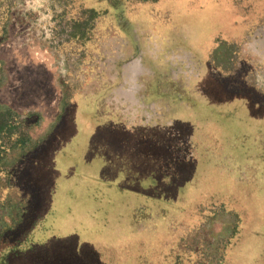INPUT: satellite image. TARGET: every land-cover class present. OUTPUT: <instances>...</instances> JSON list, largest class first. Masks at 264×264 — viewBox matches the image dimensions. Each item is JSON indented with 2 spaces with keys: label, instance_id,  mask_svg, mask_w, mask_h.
Segmentation results:
<instances>
[{
  "label": "rangeland",
  "instance_id": "rangeland-1",
  "mask_svg": "<svg viewBox=\"0 0 264 264\" xmlns=\"http://www.w3.org/2000/svg\"><path fill=\"white\" fill-rule=\"evenodd\" d=\"M10 6L0 103L60 120L0 264H264V0Z\"/></svg>",
  "mask_w": 264,
  "mask_h": 264
},
{
  "label": "trees",
  "instance_id": "trees-1",
  "mask_svg": "<svg viewBox=\"0 0 264 264\" xmlns=\"http://www.w3.org/2000/svg\"><path fill=\"white\" fill-rule=\"evenodd\" d=\"M156 1L158 0H154V2ZM11 7H6L4 12H0V46L7 43L10 39V27L14 19ZM91 13L95 12L92 11ZM78 25L73 29L74 32L71 33V39L85 38L84 25ZM5 80V63L0 59V88L5 84ZM59 120L60 117L52 124L45 137L36 140L34 134L42 126V114L38 112L21 114L10 107L0 104V243L7 235L16 232L24 225L27 208L30 207V200L24 197L19 199L13 193L14 177L19 169L18 167L35 150L44 145ZM6 219L10 220V222H5ZM237 233L238 228L234 231L233 238L236 237ZM223 259L218 264H223Z\"/></svg>",
  "mask_w": 264,
  "mask_h": 264
},
{
  "label": "crops",
  "instance_id": "crops-1",
  "mask_svg": "<svg viewBox=\"0 0 264 264\" xmlns=\"http://www.w3.org/2000/svg\"><path fill=\"white\" fill-rule=\"evenodd\" d=\"M6 84V83H5ZM5 84L0 88V90H2L4 87H5ZM0 104H2V105H5V104H3V103H0ZM5 106H7V105H5ZM7 107H10V106H7ZM11 108V107H10ZM13 110H14V108H12ZM16 111V110H15ZM29 113V112H28ZM22 114V113H21ZM44 119V118H43Z\"/></svg>",
  "mask_w": 264,
  "mask_h": 264
}]
</instances>
